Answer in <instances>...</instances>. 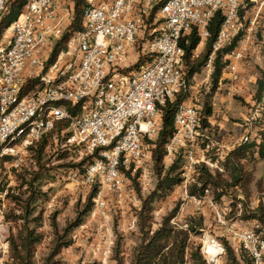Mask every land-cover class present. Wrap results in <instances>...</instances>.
I'll use <instances>...</instances> for the list:
<instances>
[{"label":"built area","instance_id":"built-area-1","mask_svg":"<svg viewBox=\"0 0 264 264\" xmlns=\"http://www.w3.org/2000/svg\"><path fill=\"white\" fill-rule=\"evenodd\" d=\"M12 1L0 0V166L6 156L23 161L67 122L54 138L77 160L92 159L83 173L76 169L71 174L89 187L100 183L93 201L96 212L104 211L105 189L123 197L124 169L134 174L145 161L144 140L162 127L161 120L156 121L161 108L183 92L186 98L175 114V131L165 154L183 156L186 194L189 184L200 186L195 177L200 166L224 172L222 155L213 160L203 153V117L199 106L188 103L192 86L180 43L193 29L208 38L212 18L222 12L225 19L209 68L216 52L229 42V28L238 19L243 0H87L82 29L71 32L58 51L73 7L63 9L57 0H27L19 16L5 26ZM241 54L227 55L230 72L236 70ZM249 139L243 136L241 144ZM209 193L205 189L198 202ZM210 205L226 240L251 264H264V231L258 221L243 228L218 205L212 201ZM211 242L221 248V258L223 246ZM110 257L107 246L103 263L109 264Z\"/></svg>","mask_w":264,"mask_h":264},{"label":"rangeland","instance_id":"rangeland-1","mask_svg":"<svg viewBox=\"0 0 264 264\" xmlns=\"http://www.w3.org/2000/svg\"><path fill=\"white\" fill-rule=\"evenodd\" d=\"M57 1L63 9L74 6V0ZM229 35L230 40L223 48H228L236 41L232 51L242 53L236 70L230 72L227 69V55L232 51L224 55L217 65L215 54L210 67L206 64L190 80L192 87L188 97V103L199 106L201 116L204 117L207 109L212 111L208 117L210 124L208 123L206 128L202 126L205 136L202 149L206 156L214 160L218 159V155L227 160L226 174L221 177L225 192L221 200H214L221 189L215 190L210 186L209 195L199 203L198 200L203 198H192L193 196L188 195V188L192 184L188 185L186 194L183 183L174 187L168 196L161 197L158 194L160 177L157 170L161 167L164 171L168 170L178 156L169 157L165 154L162 162L157 164L156 146L148 143L158 139L157 133L144 140L145 161L134 174L130 173L131 177L125 173L123 197L118 198L105 189L106 208L96 212L93 196L102 186L97 182L89 187L73 178L71 174L72 170L76 169L83 173L92 159L77 160L75 155L61 148V140L57 142L52 138L42 154L40 164L35 157L40 149L37 146L23 156V161L6 156L0 166V264L9 261L8 238L10 233H16L17 230L16 224L11 219L6 220V216L12 210L20 215L22 210L16 203L25 201L32 193L37 198L33 204V217L41 213L38 230L44 235V240L36 248V264H45L46 257L53 249L56 236L51 226V217L56 216L58 228L62 232L69 223L84 215L90 198L92 206L83 216L82 225L67 236V240L71 239V245L64 247L60 254L54 257L57 264H104L103 252L107 246L111 248L109 264H131L134 250L142 238L140 228L143 222L139 215L143 202L150 200L149 198H156L151 204L152 212L146 223L152 230L157 229L162 219L175 208H178V211L171 223L183 228H192L186 264H193L191 254L197 252L206 264H215L209 260L208 255L212 254L206 246L213 239L224 249L218 264H228L226 242L234 250L240 264H251L246 254L223 236L222 230L215 222L210 201L218 205L237 226L250 228L258 221L264 231V157L258 153L257 147H252L246 157L240 160L237 167L238 179L235 181L231 178L234 159L230 156L231 152L243 145L241 138L245 135L250 138L246 145L257 142L264 145V103L262 98H259L260 84L264 85V0H243L238 19L234 26L229 28ZM58 44H55L56 49ZM205 45L206 39L201 38V43L193 53V60L201 58ZM134 61L135 59L131 62ZM216 66L221 67L219 75L215 74ZM137 68L136 66L135 69ZM160 120L162 122V114L156 118L158 123ZM227 139L230 140L229 149L224 147V140ZM17 164L19 166H16ZM41 166H44L42 170ZM36 172L41 174L31 185ZM178 172L179 169L173 175Z\"/></svg>","mask_w":264,"mask_h":264},{"label":"trees","instance_id":"trees-1","mask_svg":"<svg viewBox=\"0 0 264 264\" xmlns=\"http://www.w3.org/2000/svg\"><path fill=\"white\" fill-rule=\"evenodd\" d=\"M26 2L27 0H13L11 2L10 14L4 21L5 26H8L19 16ZM73 4V17L71 23L68 26L65 37L62 39L61 43L58 44L56 51L64 46L71 32L81 30L83 27L84 13L88 7L87 0H74ZM157 8L158 6L155 7V10ZM155 10L151 14V17L154 16ZM224 19L225 18L222 12H217L212 18L208 27L209 37L206 38L205 49L201 55V58L197 60H193V53L201 43V37L199 36L197 29H193L191 33H189L183 40H181L180 45L185 51L183 57L185 73L186 78L189 81L192 79V77H194L195 74L200 72L203 66L207 64L209 56L213 51L212 46L217 40ZM235 46L236 41L228 48H222L221 50L216 52L215 64L217 65L220 59H222L224 55L226 56L229 52H231L235 48ZM142 62L143 59L139 61V64ZM220 71L221 67L218 68V66H216L215 74L219 75ZM263 94L264 85L261 83L259 87V98H262ZM185 98L186 94H184L183 92H179L172 100H168L161 108L162 127L158 132V139L155 142H148L156 146L157 164H160L162 162L163 156H165V147L175 131V114L179 105L184 101ZM211 114V109H207L204 117L202 116V123L204 124L202 126L204 128L208 127V117L211 116ZM67 125L68 123L65 122L63 126L59 127H62V129H64L67 127ZM59 127L49 135V138L43 139L38 144L40 149L37 150L35 155L38 164H40L42 154L48 145L49 139L54 138L55 134L60 135L62 129H59ZM252 147H257L259 149L258 153L262 157H264V145L259 144V142L249 145L243 144L237 150L231 152L230 156L234 159L231 171V178L233 180L238 179L237 167L240 160L246 157L248 151H250ZM183 164L184 159L183 156L180 155L168 170L164 171L163 167L157 170L160 177L157 185V192L161 197L168 196L169 193L172 192L174 187L179 186L184 182V178L182 176ZM223 164V173H220L218 171L212 172L207 167L200 166L198 168V173L195 176L198 183H200V186H198L197 184H192L188 188V195L197 198H203L205 195V189L213 186L215 190L221 189V192H218L216 198H214L216 202L220 201L222 196L225 194L224 185L222 184L223 180L221 177L226 174V170L228 167L227 160L224 161ZM43 168L44 166H41L40 170H42ZM178 169L180 172L173 175V173ZM125 173L129 177H131L130 171H127ZM40 174L41 172H36V177L33 178L31 185H33V181H36L37 176L39 177ZM157 192H155V194H157ZM31 195L32 196L27 198L25 201L17 202L20 204L16 203L17 207L22 210V213L20 215L15 214L14 210H12V212H10V214L6 216V220L11 219L16 224L17 230L16 233H10V236L8 238L10 256L9 261L5 264H36V248L44 240V235L38 230L42 219L41 213H38V216L33 217L35 212L33 204L36 202L37 198H35V194L32 193ZM15 199L17 200V198ZM149 199L150 200H145L143 202V209L139 215V219L141 220V222H143V225L140 228L142 238L140 244L134 250L131 264H186L187 251L189 248L192 228L190 226L183 228L171 223L172 219L176 215V212L178 211V208H175L170 214L162 219L157 229L152 230L150 226L146 225V223L147 220L150 219V214L152 212L151 204L156 198ZM91 206L92 202L90 198L85 206V210L83 213L84 215L90 211ZM144 213L146 214V216H144ZM84 215H80L74 221L69 223L68 226L62 230V232L58 228L56 216L53 215L51 217V226L53 227L56 238L53 242L52 251L45 259V264H57V262H55L54 260V257L59 255L64 247H68L69 245H71V239L67 240V236L74 229L82 225ZM225 246L228 264H240L231 246L227 242L225 243ZM191 260L193 261V264H206L205 260H203L202 256L198 252L191 254ZM246 264H249V262H246Z\"/></svg>","mask_w":264,"mask_h":264},{"label":"bare ground","instance_id":"bare-ground-1","mask_svg":"<svg viewBox=\"0 0 264 264\" xmlns=\"http://www.w3.org/2000/svg\"><path fill=\"white\" fill-rule=\"evenodd\" d=\"M206 246H208L207 249L211 251L209 253L212 254L208 255L209 260L215 264H218L220 262L221 248L212 242L207 243Z\"/></svg>","mask_w":264,"mask_h":264},{"label":"crops","instance_id":"crops-1","mask_svg":"<svg viewBox=\"0 0 264 264\" xmlns=\"http://www.w3.org/2000/svg\"><path fill=\"white\" fill-rule=\"evenodd\" d=\"M209 124H210V120H209ZM229 144H230V140L229 139H227V141L224 140V147H226L227 149H229L228 148L229 147ZM185 198H187V197L185 196Z\"/></svg>","mask_w":264,"mask_h":264}]
</instances>
